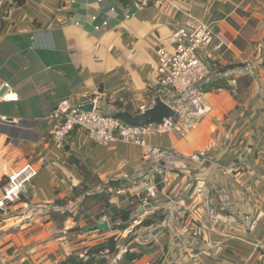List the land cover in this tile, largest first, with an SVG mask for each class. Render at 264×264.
<instances>
[{"label":"crops","instance_id":"1","mask_svg":"<svg viewBox=\"0 0 264 264\" xmlns=\"http://www.w3.org/2000/svg\"><path fill=\"white\" fill-rule=\"evenodd\" d=\"M131 5L4 1L0 96L9 88L16 100H0V115L8 118L0 121V197L12 171L30 164L36 175L28 197L0 212V264H70L110 236L119 245L108 264H264V0H152L128 15ZM189 21L211 26L204 52L210 77L251 74L252 84L242 103L227 89L204 92L205 111L187 118L184 135L147 134L170 171L137 144L101 145L80 128L54 146L57 121L46 114L61 100L76 108L96 99L111 115L152 107L159 96L155 51H172V33ZM229 64L238 65L215 73ZM82 183L89 191L106 189L117 209L128 196L141 199L130 225L112 229L109 209L99 219L97 211L78 214L83 195L73 190ZM151 184L156 196L143 204ZM155 211L162 221L133 229ZM88 220L107 221L108 229H91ZM127 249L143 253L129 261Z\"/></svg>","mask_w":264,"mask_h":264},{"label":"built area","instance_id":"2","mask_svg":"<svg viewBox=\"0 0 264 264\" xmlns=\"http://www.w3.org/2000/svg\"><path fill=\"white\" fill-rule=\"evenodd\" d=\"M5 0H0V11ZM137 7L147 6L152 0H132ZM174 47L169 51L158 47L155 51L156 81L159 87L161 100L169 106L173 114L163 118L159 123L143 126L128 125L109 113L102 112L97 107V100L91 111H74L68 100H61L49 113L47 119L56 120L57 124L53 133V143L56 148H61L66 137L75 129L84 130L93 141L107 145L111 142L121 141L134 143L144 149L145 154L159 165L162 171H170L171 163L165 160L164 151L159 147L146 143L145 137L150 132H165L176 130L184 135V124L188 117L202 114L203 84L208 80L211 69L205 61V48L212 41L211 26L205 22L189 21L177 27L172 33ZM4 86L9 87L4 83ZM1 101H14L16 94L8 91L0 96ZM0 121L7 122L6 116L0 115ZM192 160L197 156L192 155ZM36 175V170L25 164L17 171L7 175L1 186L0 212L16 204L21 199L28 197V186ZM123 194V188L116 190ZM157 190L154 184L147 187V195L142 203L146 204L148 198H154ZM75 214V211L74 213ZM86 250L79 254V258H86Z\"/></svg>","mask_w":264,"mask_h":264},{"label":"trees","instance_id":"3","mask_svg":"<svg viewBox=\"0 0 264 264\" xmlns=\"http://www.w3.org/2000/svg\"><path fill=\"white\" fill-rule=\"evenodd\" d=\"M238 64H229L223 66L217 70L215 73L221 75L226 72L229 68H233ZM234 80V84H229V80ZM252 84V75L244 74L240 75L237 78L226 77V76H214L209 77L208 80L203 84L202 88L204 92L218 90V89H227L231 91L234 99L238 103H242L248 96L249 89ZM159 182V181H158ZM161 186V180L158 187ZM74 196L83 195L82 199L79 202L78 214L84 211L94 212L97 211L95 219H99L102 214V211L109 209L111 211V220L113 222L112 229L114 230H124L130 225V217L132 211L141 204V199L136 200L132 196H128L129 203L124 208L117 209L112 207L109 203L111 197L110 192L106 189L95 192L89 191L84 183L81 184L79 191L77 189L73 190ZM101 211V212H100ZM88 216V215H87ZM164 214L161 211H155L149 216L141 219L137 225L133 227H146L155 223L162 221ZM89 226L95 224V221L88 220ZM118 240L115 236L107 237L106 239L97 242L96 244L90 246L86 249V258H79L77 264H108V258L115 254L118 251ZM143 251L140 249L138 252L130 253L127 249L123 254V258L129 261L139 258L142 255ZM65 264V262H63ZM72 264V263H70Z\"/></svg>","mask_w":264,"mask_h":264},{"label":"water","instance_id":"4","mask_svg":"<svg viewBox=\"0 0 264 264\" xmlns=\"http://www.w3.org/2000/svg\"><path fill=\"white\" fill-rule=\"evenodd\" d=\"M132 2V5L129 9L128 15L138 7L133 3L132 0H129ZM94 105V101L91 100L88 103L81 104L77 106L76 108H73L74 111H91L92 107ZM173 114V111L165 104L160 97H156L153 101V106L146 109L143 112H140L136 115L131 114L128 111H119L117 112L114 117L117 119H120L124 123L128 125H133V126H143V125H148L151 123H159L163 118L169 117ZM91 229H101V230H107L108 229V223L107 221H99L98 223H95L91 226H89ZM72 263H77V259H71L70 260Z\"/></svg>","mask_w":264,"mask_h":264}]
</instances>
